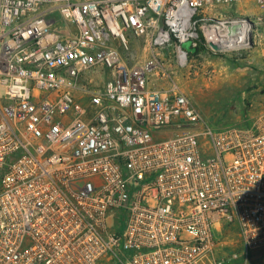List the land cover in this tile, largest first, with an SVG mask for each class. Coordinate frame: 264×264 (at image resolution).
I'll return each instance as SVG.
<instances>
[{"label":"built area","instance_id":"1","mask_svg":"<svg viewBox=\"0 0 264 264\" xmlns=\"http://www.w3.org/2000/svg\"><path fill=\"white\" fill-rule=\"evenodd\" d=\"M252 2L0 0V264L264 253V109L210 124L162 58L129 54L237 58L258 24L229 11ZM226 227L240 246L218 255Z\"/></svg>","mask_w":264,"mask_h":264},{"label":"rangeland","instance_id":"2","mask_svg":"<svg viewBox=\"0 0 264 264\" xmlns=\"http://www.w3.org/2000/svg\"><path fill=\"white\" fill-rule=\"evenodd\" d=\"M253 17L258 24V43L254 49L237 58L197 56L189 65L182 69L174 61L165 57V51L149 52L140 40L132 39L129 51L133 63L143 62L146 59L159 57L164 60L165 68L182 90L194 101L201 114L211 124H221L238 120L239 115H246V111L254 96V87L257 76L252 69L254 62L247 63L252 54L264 57V7L257 3H245L236 6L231 13ZM184 49L194 53L189 44ZM152 78L155 80L156 75ZM163 82L157 81L156 84ZM219 240L218 255H228L237 251L239 237L234 228H224L223 235H216ZM248 264H264V253H254L249 257Z\"/></svg>","mask_w":264,"mask_h":264},{"label":"crops","instance_id":"3","mask_svg":"<svg viewBox=\"0 0 264 264\" xmlns=\"http://www.w3.org/2000/svg\"><path fill=\"white\" fill-rule=\"evenodd\" d=\"M241 13L242 11H239V14ZM245 61L250 64L251 62H254V68L252 69V71L254 72V76H257V80L253 90L254 96L251 101L252 109L249 113V115L253 117L257 114L258 111L264 109V57L261 54H252L247 59H245ZM261 89L262 91H260ZM243 116V114L239 115L238 119Z\"/></svg>","mask_w":264,"mask_h":264},{"label":"water","instance_id":"4","mask_svg":"<svg viewBox=\"0 0 264 264\" xmlns=\"http://www.w3.org/2000/svg\"><path fill=\"white\" fill-rule=\"evenodd\" d=\"M215 50H218V48L216 46H212Z\"/></svg>","mask_w":264,"mask_h":264}]
</instances>
